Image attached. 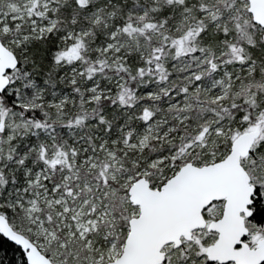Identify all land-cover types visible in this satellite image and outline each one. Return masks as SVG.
Returning a JSON list of instances; mask_svg holds the SVG:
<instances>
[{
	"label": "snow or ice",
	"instance_id": "6c2138e0",
	"mask_svg": "<svg viewBox=\"0 0 264 264\" xmlns=\"http://www.w3.org/2000/svg\"><path fill=\"white\" fill-rule=\"evenodd\" d=\"M0 264H264V0H0Z\"/></svg>",
	"mask_w": 264,
	"mask_h": 264
}]
</instances>
